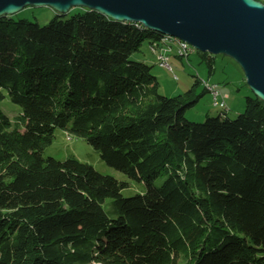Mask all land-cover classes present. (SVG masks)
<instances>
[{
  "label": "trees",
  "instance_id": "16d2710c",
  "mask_svg": "<svg viewBox=\"0 0 264 264\" xmlns=\"http://www.w3.org/2000/svg\"><path fill=\"white\" fill-rule=\"evenodd\" d=\"M69 13L0 16V94L21 107L14 121L0 109V264H264V100L190 120L201 78L164 95L133 57L163 33ZM70 123L146 190L126 196L92 164L45 156Z\"/></svg>",
  "mask_w": 264,
  "mask_h": 264
},
{
  "label": "water",
  "instance_id": "95a60500",
  "mask_svg": "<svg viewBox=\"0 0 264 264\" xmlns=\"http://www.w3.org/2000/svg\"><path fill=\"white\" fill-rule=\"evenodd\" d=\"M27 6H49L60 14L95 9L177 36L202 52L225 54L240 64L253 93L264 100L263 0H0V16Z\"/></svg>",
  "mask_w": 264,
  "mask_h": 264
},
{
  "label": "rangeland",
  "instance_id": "374dc122",
  "mask_svg": "<svg viewBox=\"0 0 264 264\" xmlns=\"http://www.w3.org/2000/svg\"><path fill=\"white\" fill-rule=\"evenodd\" d=\"M79 10L80 7H74L69 14H73ZM56 13L49 6H27L13 15L16 19L25 18L31 21H38L41 24H47ZM152 42L145 41L141 48L133 54V57L154 65L153 73L159 81L160 93L168 96L184 94L192 88L195 80L199 77L201 78V82L202 80H208L210 83H217L221 92V95L218 96L220 99L222 98V93L228 95L225 96L228 105L226 108L215 104L213 94L210 91L203 93L195 106L187 110L186 114L190 120L203 121L208 114L218 115L222 111L223 113L226 112L230 118H235L245 110L246 97L254 95V93L247 83L243 68L233 58L225 54H211L208 52L213 61V69L210 72L207 62L208 57H205L202 51L195 48V51L190 54L189 59L172 55L169 60L173 66V70L171 71L158 63L156 55L151 51ZM175 74L177 77H175ZM204 87V83L202 82L201 85L196 87L195 94L202 93ZM3 93V97L0 94V109L14 121L16 115L21 111V107L9 98L6 90H3ZM70 125L71 123L67 129L57 128L55 130V137L52 143L45 147V156H52L60 160L73 157L92 164L101 173L115 177L119 183H122V181L127 182V186L121 190L126 196L146 190V185L142 181L132 178L128 173L104 160L98 150L83 137L71 131ZM165 176L166 174L163 175V178H160L161 181ZM110 201V196H104L99 202L100 207L110 209ZM185 262L186 258L182 256L181 263ZM87 264L103 263L91 262Z\"/></svg>",
  "mask_w": 264,
  "mask_h": 264
},
{
  "label": "built area",
  "instance_id": "2783aa9c",
  "mask_svg": "<svg viewBox=\"0 0 264 264\" xmlns=\"http://www.w3.org/2000/svg\"><path fill=\"white\" fill-rule=\"evenodd\" d=\"M173 40L176 42V49H167V51L159 50V43H161V41L152 42L153 46L155 47V55H156L158 62H160L161 66L167 67L171 71L173 70V66L169 62V60L172 55H177V56L185 57L186 59H189L190 54L195 51L194 46L179 45L176 39H173ZM175 77H177L176 74H175ZM202 82L204 83L205 88H211V91H212V94L215 100L214 101L215 104H219L227 108L228 105L226 103L225 96H228V95L226 93H222V98L220 99L218 97L219 95H221V92L217 86V83H210L208 80L207 81L202 80Z\"/></svg>",
  "mask_w": 264,
  "mask_h": 264
},
{
  "label": "bare ground",
  "instance_id": "6f19581e",
  "mask_svg": "<svg viewBox=\"0 0 264 264\" xmlns=\"http://www.w3.org/2000/svg\"><path fill=\"white\" fill-rule=\"evenodd\" d=\"M176 39L177 43L179 45H183V46H193L191 43H189L186 40H183L177 36L171 35V34H162L160 36V38L155 39L153 41H161V43H159V50L160 51H167V49H176V42L173 40ZM151 51L155 54V47L153 46V44H151ZM160 64V62H158ZM208 91H211V88H207Z\"/></svg>",
  "mask_w": 264,
  "mask_h": 264
},
{
  "label": "crops",
  "instance_id": "0c3cea01",
  "mask_svg": "<svg viewBox=\"0 0 264 264\" xmlns=\"http://www.w3.org/2000/svg\"><path fill=\"white\" fill-rule=\"evenodd\" d=\"M228 93V92H227Z\"/></svg>",
  "mask_w": 264,
  "mask_h": 264
}]
</instances>
